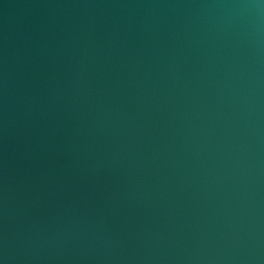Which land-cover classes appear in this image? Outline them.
Listing matches in <instances>:
<instances>
[{"label": "water", "instance_id": "obj_1", "mask_svg": "<svg viewBox=\"0 0 264 264\" xmlns=\"http://www.w3.org/2000/svg\"><path fill=\"white\" fill-rule=\"evenodd\" d=\"M0 264H264V0H0Z\"/></svg>", "mask_w": 264, "mask_h": 264}]
</instances>
